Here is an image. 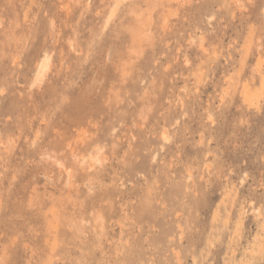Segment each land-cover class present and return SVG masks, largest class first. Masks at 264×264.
<instances>
[{"label":"rangeland","instance_id":"1","mask_svg":"<svg viewBox=\"0 0 264 264\" xmlns=\"http://www.w3.org/2000/svg\"><path fill=\"white\" fill-rule=\"evenodd\" d=\"M0 264H264V0H0Z\"/></svg>","mask_w":264,"mask_h":264},{"label":"bare ground","instance_id":"2","mask_svg":"<svg viewBox=\"0 0 264 264\" xmlns=\"http://www.w3.org/2000/svg\"><path fill=\"white\" fill-rule=\"evenodd\" d=\"M50 60H51V58L49 55H45L41 59V61L38 64L36 73H35L34 83H37L43 79V77L45 76V74L47 73V71L49 69Z\"/></svg>","mask_w":264,"mask_h":264}]
</instances>
